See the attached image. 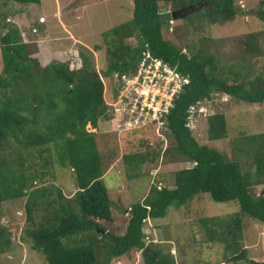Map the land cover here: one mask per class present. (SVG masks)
<instances>
[{
  "label": "trees",
  "instance_id": "16d2710c",
  "mask_svg": "<svg viewBox=\"0 0 264 264\" xmlns=\"http://www.w3.org/2000/svg\"><path fill=\"white\" fill-rule=\"evenodd\" d=\"M160 2L171 6L172 11L162 10ZM203 2L210 6L189 13L187 20L197 17L211 25H223L243 13L234 0H133L131 18L104 30L101 43L95 47L97 52L105 51L101 76L82 53L78 54V68L57 58L42 65L32 56L36 43L32 50L18 27L1 23L0 204L27 197L23 238L47 264H110L132 250L141 252L144 264H176L164 244L145 241L144 226L148 219L164 218L169 207L179 208L199 194H208L219 203L236 201L240 206L239 213L227 218L197 219L210 241L224 244L229 255L225 263L264 264V260L249 259L241 245L243 215L264 225V192L254 190L256 185L264 184V132L238 138L235 157L229 159L215 148L199 144L189 125L191 109L217 96L251 104L264 102V67L251 73L245 66L250 64L247 56L221 64L217 54L210 51V39L188 42L184 47L189 52H184L163 35L170 28L173 12L180 14ZM6 18L2 15L3 21ZM257 18L264 23L262 6ZM132 38L136 40L134 47L128 43ZM261 42L264 32L249 33L242 41L244 50L256 56L261 55ZM147 53L188 80L160 121L174 142L164 156L171 152L192 165L175 172L173 188L152 184L144 198L129 207L125 234L115 235L100 225L113 220V203L103 181L104 157L97 148L95 134L86 126L96 129L100 119H112L102 77L114 76L121 89L122 77H135ZM151 123L157 125L156 120ZM227 129L224 113L216 111L207 117L210 141L226 138ZM36 155L44 160L45 167L57 165L60 170L72 172L77 186L72 196H66L61 186L45 185L50 171L43 170L44 165L41 171L28 173L31 166L26 163ZM148 156L140 152L122 155L127 178L140 176V166ZM36 180L43 186L34 187ZM11 245L12 230L0 224V255ZM100 251L104 255L101 262Z\"/></svg>",
  "mask_w": 264,
  "mask_h": 264
},
{
  "label": "rangeland",
  "instance_id": "374dc122",
  "mask_svg": "<svg viewBox=\"0 0 264 264\" xmlns=\"http://www.w3.org/2000/svg\"><path fill=\"white\" fill-rule=\"evenodd\" d=\"M262 1L264 0H234L243 13L223 25H211L197 17L187 20L189 13L198 11L204 5L210 6L207 2L201 3L202 5L198 3L201 7H189L187 11L175 14L170 21L169 30L163 32L164 38L182 47L184 52H189L184 47L188 42L210 39L211 42H207L211 46L210 51L217 54L221 64L232 63L234 57L247 56L250 64H246V68L251 73L259 72L264 67V43H260L261 55L256 56L244 50L242 41L249 33L264 32V23L257 18L258 9L261 6L264 9ZM133 7V0H41L39 4L31 5L0 0V25L6 22L18 27L23 41L28 42L32 50L35 47L32 46L33 43L35 45L34 41L41 37L44 41L39 47L37 43L34 50L46 46L50 47L49 51L46 49L47 52H42L44 56L39 51H32V56L42 65L57 58L69 61L71 68H78L81 66L78 54L82 53L90 59V64L101 76L105 69V51L97 52L95 49L101 43V34L113 25L130 19ZM160 7L162 10L172 11L171 6H165L163 2H160ZM2 15L7 16L6 20L3 21ZM42 20L44 23L35 25V22ZM128 43L134 47L136 40L129 39ZM55 50L59 53H55ZM102 79L109 106L108 114L112 119H100L96 129L88 124L86 130L95 134L97 148L104 157L103 181L113 203V220L101 222L100 225L107 232L124 235L130 217L129 207L141 201L152 184L173 188L175 172L192 164L171 152L167 157L164 156L167 148H173L174 142L168 130L159 122L163 111L150 115L148 108L142 113L139 106L135 110L138 96L131 93L129 87L119 89V82L114 76ZM175 81V85L179 83L178 80ZM175 85L167 87L163 81L156 84L155 93L170 102L179 89ZM159 98L156 101H160ZM167 101H164L162 110ZM216 111L226 116L228 132L226 138L210 141L207 137V117ZM193 112L196 113L189 125L196 141L215 148L229 159L235 157L234 143L238 138L264 132V102L251 104L222 95L212 101L202 102ZM152 120L157 121L156 126L152 125ZM135 152L148 153L149 156L140 166V176L129 179L125 174L122 155ZM26 164L31 166L28 170L30 174L41 171L42 165L43 170L50 171L51 175L44 180L46 186H61L66 196H72L77 190L70 170H60L57 165L54 168L45 167L44 160L37 155ZM244 167L248 165L244 164ZM44 183L36 180L33 185L40 187ZM254 190L258 194L263 193L264 184L256 185ZM26 199L24 197L0 204V224L12 230V245L6 253L0 255V264H47L44 257L33 251L30 243L23 238L26 227ZM239 212L240 206L236 201L219 203L213 201L208 194H199L179 208L169 207L164 218L148 219L144 226L145 241L149 243L153 240L154 244H164L163 248L171 251L176 264H232L225 263V258L229 255L225 252L224 244L210 241L197 219L208 216L227 218ZM241 219V245L246 249L248 258L264 260V225L246 215ZM103 256V251L98 252L100 262ZM244 262L237 264H247ZM110 264L144 263L141 252L132 250L124 256L112 259Z\"/></svg>",
  "mask_w": 264,
  "mask_h": 264
},
{
  "label": "built area",
  "instance_id": "2783aa9c",
  "mask_svg": "<svg viewBox=\"0 0 264 264\" xmlns=\"http://www.w3.org/2000/svg\"><path fill=\"white\" fill-rule=\"evenodd\" d=\"M143 65L144 64H142L141 66H143ZM163 71L164 72L161 71L160 62L157 61L153 65L149 64L147 66V68L142 67L139 70L138 75L133 80H129L127 82V86L129 87V90L131 91V93H132V91L139 93L137 101L134 105L135 110L138 108V106H139V110L141 111V113L143 111H146L147 108L148 109L152 108L154 110V113L161 110L160 104L163 103V101H167V100H164L163 98L160 97L159 94L155 93V91H156L155 87H156V84H158V83H163V81H164L166 86L168 87L172 84L175 85V83H174V82H176L175 80H178L179 83L176 84L175 86H177L180 89L181 83L179 80V76L177 74L173 73L172 71L167 70L165 67H164ZM133 84H140L141 90L138 91L136 88H133V86H131ZM157 90L159 91L158 88H157ZM174 91H176V90H174ZM140 95L143 96L142 100H140V98H139ZM157 98H159L160 101H156ZM165 103H166V106H168L170 104L169 101H167ZM154 104H156V105L154 106ZM139 117L141 118L142 116L139 115Z\"/></svg>",
  "mask_w": 264,
  "mask_h": 264
},
{
  "label": "clouds",
  "instance_id": "9594fccd",
  "mask_svg": "<svg viewBox=\"0 0 264 264\" xmlns=\"http://www.w3.org/2000/svg\"><path fill=\"white\" fill-rule=\"evenodd\" d=\"M204 3H206V2H204ZM29 5H31V4H29ZM202 5V4H201ZM175 16V12H173L172 13V16ZM174 16L172 17V18H174ZM40 23H44V20H42V21H39ZM33 37H35V36H33ZM160 62V67H161V71L162 72H164L163 71V69H164V67L167 69V70H170V71H172L173 73H175V74H177L178 76H179V80H180V83H181V87H180V89L177 91V93L181 90V88H182V86L184 85V84H187L188 83V80L187 79H184V78H182L178 73H176L172 68H170L167 64H165V63H163L161 60H159V59H156V58H153L149 53H147L146 54V56H145V58L143 59V61L140 63V66H139V70L143 67V68H147V66L149 65V64H154L155 62ZM142 64H144L143 66H141ZM139 70H138V73H139ZM166 74V73H165ZM138 75V74H137ZM136 75V76H137ZM135 76V77H136ZM135 77H133L132 79L131 78H127V77H122V80H121V84H122V86L124 87V86H126V88H128V86H127V82L129 81V80H133ZM141 77V76H140ZM131 86H133V88H136L138 91H140L141 90V85L140 84H133V85H131ZM122 87V88H123ZM130 91V90H129ZM131 92V91H130ZM132 93L135 95V96H139V93H137V92H135V91H132ZM175 97V96H174ZM174 97H173V99H174ZM140 100H142V98H143V96L142 95H140ZM173 99L170 101V104L168 105V106H164V109L162 110V107H163V105H164V101H163V103H161L160 104V111H158V112H161V111H163L162 112V114L163 113H167L168 111H169V108L172 106V101H173ZM140 104V103H139ZM195 108H197V107H195ZM195 108H192L191 109V111H190V113H191V116H190V118L189 119H192L193 118V116H194V114L196 113V112H193L194 110H195ZM199 110V108L197 109V112H199L198 111ZM148 111L150 112V115H152L153 113H154V110L151 108V109H148ZM158 112H156L155 114H158ZM162 114H161V116H162ZM191 121V120H190ZM159 122H160V124H161V121H160V119H159ZM190 123V122H189Z\"/></svg>",
  "mask_w": 264,
  "mask_h": 264
},
{
  "label": "crops",
  "instance_id": "0c3cea01",
  "mask_svg": "<svg viewBox=\"0 0 264 264\" xmlns=\"http://www.w3.org/2000/svg\"><path fill=\"white\" fill-rule=\"evenodd\" d=\"M35 37H36V36H35ZM42 41H44V40H42V38L39 37V38L36 39L34 42H35L36 44L38 43L37 46L39 47V44H40ZM45 47H46V46H43V49H40V48H39V50H36V52L39 51L38 53H40V54L42 55V54H43L42 52H44V51H45V52L49 51V48H50V47H49V48H48V47L45 48ZM46 49H47V51H46ZM50 51L52 52V50H50ZM53 52H54V51H53ZM43 56H44V54H43Z\"/></svg>",
  "mask_w": 264,
  "mask_h": 264
},
{
  "label": "water",
  "instance_id": "95a60500",
  "mask_svg": "<svg viewBox=\"0 0 264 264\" xmlns=\"http://www.w3.org/2000/svg\"><path fill=\"white\" fill-rule=\"evenodd\" d=\"M199 5H201V3H199ZM174 16V15H173Z\"/></svg>",
  "mask_w": 264,
  "mask_h": 264
}]
</instances>
